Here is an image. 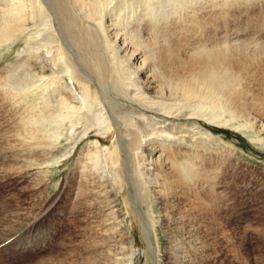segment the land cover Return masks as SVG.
<instances>
[{
    "label": "bare ground",
    "instance_id": "bare-ground-1",
    "mask_svg": "<svg viewBox=\"0 0 264 264\" xmlns=\"http://www.w3.org/2000/svg\"><path fill=\"white\" fill-rule=\"evenodd\" d=\"M36 1L42 6L40 0ZM69 1L67 3H69ZM74 1H81L84 5L89 4L88 0V2L84 0ZM229 1L230 0H193L191 1L192 8L190 7L191 12L189 20L197 22V16L200 15L199 12L203 11H210L212 15L214 14L215 16L222 12V9L227 7ZM14 2H12L14 7L9 8L8 6L10 10L6 9L7 11H5V9L3 10V8L0 7V49L13 44L19 37L26 35L28 37V48L30 51L31 49L35 50L37 47L34 46L35 43L33 41L37 38V32L35 31V33L33 31V26L35 25L34 16L24 11L26 10L24 6H28L26 2V5L21 4L24 5V10L21 6H15L16 2L15 5ZM59 3V14L56 13V15L60 17V20L57 18L59 20L58 25L61 28V37L64 40H60L58 44L56 43V47L54 45L57 52H59L58 56H64L66 53L69 54V51L67 52L66 50L67 47L73 48L74 50L71 49L72 52L78 55L80 54V50L84 53V56H89V59L93 61L98 69V78H96V71L94 79H98L104 84V76L107 72L109 73V71L111 72L110 76L112 79L115 77L117 79V77H119V70H122V66L115 67L113 60L112 62L107 61L98 54V33L101 31L98 25L103 27V23L100 22V24L97 23V25L94 26L95 23L90 25L91 23L85 24L83 22L85 25L80 24L79 31L76 32L74 26L78 24L76 23L79 19L78 14H73L69 11L71 7L69 9L68 7L66 8V2L64 0H59ZM17 4H20L19 0ZM225 14L226 12L221 16ZM181 22L182 21L179 23ZM114 24L109 25V28L105 27L106 34H109L110 31L112 32L111 35L114 38L113 42L118 44L121 52L124 53L123 55L129 60L128 63L134 68V76L124 77L121 75L122 84H118V90L114 89V87L112 89V94L121 92L125 100L118 101L116 98L118 95H113L116 99L114 98L115 102L111 99L113 103H111L112 107L110 106L111 104L106 105V101H102V110H100L102 114L100 112V115L99 113L98 115L101 116V123H103V126L101 123L100 125L98 124V135L100 136H98V140H95V142L98 143V158H101L102 155L105 156V160L103 161L104 164L98 161V168L95 165V168L92 166L93 170L90 168L86 173L87 175L82 177L83 186L85 187L84 194L86 195L89 206L88 213H91L93 215L91 217H96L98 220V246H94V249L88 250V255L93 258V262L91 260H86L84 256L77 251H73V255L68 256L67 253L64 252V237L62 240L59 239L60 243L54 246L53 251H48V254L53 252L56 253L44 259H39V263L131 264L132 261H134L133 243L129 237V230L125 224V219L122 215L121 206L118 203L117 197L119 193L127 194L128 191V198L127 200L125 199L126 204L129 203L131 207L134 208L140 222L142 233L147 240L148 249L151 252H155V247L158 246L157 239L159 237V229L157 228V224H162V222H164L165 233L168 237V244L170 245V261L172 264H227L228 260H231L232 264H247L246 262L249 260V256L243 255V252H238L239 248L238 250L235 248L233 250L231 249L232 254H228L227 257L223 254V250L218 249L220 243L223 244V242L225 243L226 240L228 241L229 238H231L226 231V223H223V220L229 221L232 217L231 211L229 212V208L226 207L229 203H224L223 201L226 200V194H228L227 186L225 187L222 185V183H226L224 180L228 179L227 174L220 171L222 170L220 166L214 165L213 162H215L216 159L214 160L213 156L209 153L205 151L197 153L195 152L197 149L193 151L190 150L192 153L187 150L183 151L181 147H173L174 145L168 142L163 143L165 140L156 143L158 142L156 138H153L152 141L148 143L149 146L146 148L148 155L144 156V154H140V152L138 155V150L143 145L142 143L146 139V136L156 134L158 131L157 129L166 128H164L165 126H160L159 128L157 125L153 126L155 122H165V119L157 120V118L153 121L154 116L152 120H148L146 123L144 118L149 119L150 117L145 114L144 110L139 109V106L135 108V102L139 100L141 103L142 101V104L147 108L150 107L162 113L172 115L174 118L172 122L174 124L176 123L174 120H177L180 125L192 124L191 126L197 128L198 132L205 135H210L211 132L204 127L202 128L197 121L190 119V116H194V114L199 115L198 117L202 116L206 118V114H204L202 110L200 112L197 110V107V109L193 107L194 105H192V103L196 101H209L214 105L221 104L220 102L224 101L225 104L236 113L247 116L253 114L255 120L260 122V117H264V54H262L264 50L261 53L260 44L257 46L259 50L257 47L256 49H252V47L247 48L242 47L240 44H227V42H225L226 44L218 45L215 44L217 41L215 43L211 41L214 36L210 35L211 39L208 40V43H210V41L211 43L213 42V46L208 47L207 45L185 54L181 51L179 46L175 47L173 43L171 45L170 43H165V40H163V43L161 39L160 42L155 40L154 37V39L150 38L152 34L150 36L147 35L149 38L145 39V41H147L146 44L135 42L133 39H129L127 34L122 33L121 29H117ZM221 24L223 25V22ZM111 27H113V29H110ZM212 27H214V25ZM146 28L148 31L149 25ZM215 28L217 29L218 27ZM105 29L103 28V30ZM214 30L215 29H213V31ZM210 31L211 29L209 32ZM216 35L218 36L217 33ZM221 35L223 36V34ZM221 35H219V37ZM201 36L202 34L200 33L199 41L202 39L200 38ZM226 36H228L227 32ZM203 37L205 36L203 35ZM229 37L230 36H228V38ZM218 39H221V37ZM201 41L205 40L203 39ZM237 41H240V39ZM244 42L246 43V41ZM257 44H255V46ZM244 45L245 44H243V46ZM40 48L38 50H40ZM49 48L46 46L48 51L50 50ZM263 48L264 47H262V49ZM29 53L30 52H28L27 55ZM29 57V59L24 58L26 61L23 66H25V72L27 74L25 73V76L21 79L14 77L18 71V67L22 65L21 61L11 65L8 71H0V109L6 112L2 114V117L7 119V122L10 123L8 127H13L14 131L10 135L6 134L5 140L10 142L13 141V143L11 142L12 144L10 143L9 146H4L2 149L0 148V157H3L5 160L14 159V164L17 165L23 162V164L19 165V168H23L20 172H23L24 176L33 177V175H39L35 178L32 187L40 191L37 196L39 198H36L34 195L36 198H34L35 201L38 200L43 204L48 200L46 198L49 193L48 183L50 176L48 172L44 173L43 171V173H34L31 168L37 165L40 166L39 164H43L46 161H51L48 160L50 158L48 155H52L54 146L58 142L55 143L54 137L46 131V128H42L44 127L43 123H45L43 118L45 115L47 116L48 113H51V101L49 100L47 89L54 84L65 85V82H63L61 76L56 75L57 73L55 71L52 70L53 72L49 71L50 73H47L46 71H48L49 68L44 62L35 57L32 59V55ZM52 58L56 59L53 56ZM59 58L63 59V57ZM67 58L68 55L64 56V59L67 60ZM45 59H47V56ZM82 61L83 60H81V62ZM71 62L68 63L71 64ZM87 62H90V60ZM123 66L125 65L123 64ZM81 71L83 70H80L78 73L77 70H75V75L70 76V79H72L71 82L74 81L73 86H68L71 90H74L73 87L78 90L80 88L82 89L86 87L85 83H89L87 80L88 76L83 82L87 81L82 83L84 76L83 78L79 76ZM79 77L81 79H79ZM111 77H108L109 79L106 80L109 84H111ZM112 79L111 82H114ZM81 85L83 86L81 87ZM108 87H111V85ZM97 90L98 97H100V88ZM108 92H110V90ZM102 97L104 98L103 95ZM106 99L108 100V97ZM126 99L127 101L128 99L131 101L126 102ZM110 101H108V104ZM208 106L204 107L207 108ZM70 107L71 109L69 110L74 112L76 106L72 104ZM210 107H212V105ZM210 107H208V109H210ZM98 108H100V106ZM211 111L213 112V109ZM219 112L218 110V113ZM219 114L221 115V113ZM66 115H71L70 113L68 114V110ZM66 115L64 114V116ZM58 117L60 118V116ZM206 119L207 121L212 120L211 118ZM61 122L64 123V121ZM148 122L154 123L150 126ZM58 124H60V122ZM70 132L73 134L72 129ZM258 132L264 134L263 124L258 127ZM57 136H59V134ZM110 141L111 143H109ZM94 146L96 147V145ZM190 158V161L193 162L189 161ZM194 158H196V160H194ZM222 180L224 182H222ZM62 189L63 188H61V191ZM118 190H121V192ZM223 192L225 197L224 194L222 195ZM129 196H131V198ZM35 203L36 202H33L34 205ZM41 206L43 207L44 204ZM206 207L214 209V213L218 211L215 215L218 214V217L222 219V223L219 222L220 220L217 221L218 219L216 220L214 218L215 216L212 218L217 221L215 223H212L213 220H210L208 215V221L202 218L204 214H202V217L200 216L201 210ZM157 212L162 215L159 219L156 216ZM205 212L207 211L205 210ZM208 212H211L210 215L212 214V210H208ZM38 213L39 212H34L31 214V211L20 213L19 215L24 214L22 220H19V217L15 219L12 217L8 220L9 216H5L7 219L6 222L0 220V243L5 240H9L10 242H8L9 245L6 246L4 250L19 249L18 251L22 254L29 252V250H35V253H42L49 248V243L57 241L58 238L54 239L55 237L53 234L47 239H43L46 234L41 235L40 238H42V240L37 239V235L29 234L34 230L29 222L36 218ZM61 213H63L62 216L66 214L63 210ZM202 213H204V210ZM27 225V233L18 235L17 232L25 226L27 227ZM210 239H216L217 241L214 242V248L211 247L208 249L206 242ZM229 241H232V239ZM232 242L237 243L234 240ZM226 243L228 245L229 242Z\"/></svg>",
    "mask_w": 264,
    "mask_h": 264
},
{
    "label": "rangeland",
    "instance_id": "rangeland-1",
    "mask_svg": "<svg viewBox=\"0 0 264 264\" xmlns=\"http://www.w3.org/2000/svg\"><path fill=\"white\" fill-rule=\"evenodd\" d=\"M14 1L16 2V5ZM40 1L42 6H40L39 2L36 0H19L20 4H17L18 0H0V7L3 8V10L5 9V11L10 10L9 8L11 7H14L12 2H14L15 6H21L22 9L23 6L27 4L29 7L24 6L26 10H23L34 16L35 25L33 26V31L37 32V38L33 41L35 43L34 46L37 47L35 50L31 49L30 51L28 48V37L26 35L19 37L15 42H13V44L0 49V71H8L11 65L21 61L22 65L18 67V71L16 72V75H14V77L21 79L26 73L25 66H23L24 62L26 61L25 59H29V56L32 55V59L35 57L46 64V66L49 68V70L46 71L47 73L55 71L57 73H55L56 75H59L63 78L62 80L65 82V85L54 84L47 89L48 96L50 98L49 100L51 101V113L49 114L46 112L48 114L43 118L45 123H43L44 127H42L43 129L46 128V131H48V133L54 137L55 143L58 142L59 144H55L53 149L54 151L52 152L53 156L51 154V156L48 155L51 158L48 160L51 161H46L48 163L44 162V165L41 163L39 164L40 166L37 165L31 168L32 172L34 173L38 174V172H48L50 176L48 183L49 193L47 195L48 197L46 198L48 200L43 203V207L41 206L43 205L42 202H39L38 200V202L35 201L36 198H39L37 197L40 192L39 189L32 187L35 178L39 175H33V177L24 176L23 172H20L23 168H19V165L23 164V162H20L17 165L14 164V159L5 160L3 157H0V220L6 222L7 219L5 216H9L8 220H10L12 217L14 219L19 217V220H22L24 218V214L19 215L20 213H25L27 211H31V214L34 212H39L37 217L29 222L32 229L34 228V230L29 234L37 235V239L39 240H42L40 236L44 234H46V236L43 239L51 237L52 234L55 237L54 239H58L57 241L49 243L50 249L48 248L47 250H44L45 252L35 253V250H29V252L23 254L18 251L19 249H10L8 251L4 250V248L10 243L9 240H5L0 243V264H40L39 259H44L49 255L56 253L53 252L48 254V251H53L54 246L59 244L60 240H62L64 237V252L67 253L68 256H72L73 251H77L81 253L86 260H91L93 262V258L88 255V250H92L94 249V246H98V220L96 217H91L93 216L91 213H88L89 206L86 195L84 194L85 187L83 186L82 177L87 175V171H89L92 166L95 165L98 168V161L104 164L103 161L105 160V156L100 155L101 158H98V143L95 142V140H98V136H100L98 135V124L100 125L102 122L101 116H99L101 112L100 110H102V101L104 100L107 103L106 105H110L112 103L111 99H113L114 102L116 98L118 101L125 100L121 92L112 94V89L113 87L114 89H117L118 84H122V78L120 77L121 75L124 77L134 76V68L128 63L129 60L125 55H123L124 53L121 52L118 44L113 42L114 38L111 35L112 32L110 31L109 34H106L105 27L109 28V25L115 23L114 25L116 28L121 29L122 33L127 34L129 39L131 38L135 42L143 44L147 43L145 39L149 38V36L152 34V37L150 38H155V40L158 41L161 39L162 42L165 40V43H170L171 45L173 43L175 47L179 46L181 51L185 54L187 52L194 51V49L196 50L203 48L207 45L208 47H211L216 41L217 42L215 44L218 45L226 44L225 42H227V44H240L242 47H252V49H256V47L260 44V50L262 53L264 50V48L262 49V47H264V0H230L227 7L222 9V12L215 16L214 14L212 15L210 11L199 12L200 15L197 16V22H194V20H189L192 8L191 1L193 0H88L89 2L84 0L89 3L85 4L86 6L82 4L81 1L77 2L74 0H68L69 3H67L68 1L64 0L67 3H65V7H68V9L71 7L69 11H71L73 14H78L79 16V22L77 20L76 23L78 24L74 26L76 32L79 31L80 24L85 25L86 23H91L90 25H93L95 23L94 26H96L97 23H103V27L98 25L101 28V31L98 33V54L107 61L112 62L113 60L115 67L122 66V70H119V77H117V79L116 77L112 79L110 76L111 72H107V75L105 74L104 76V84H102L100 80L94 79L96 74V78H98V69L93 61L89 59V56H84L82 51L79 50L80 57L77 53L72 52V50H74L73 48L67 47L66 50L67 52L69 51V54H67L66 51L65 53L68 55L67 60H69L67 61L64 59V56H67L66 54L64 56H58L59 52H57L55 44H58L60 40H64L61 37L62 31L58 25L60 17L59 15H56V13L59 14L60 3L59 0ZM224 12H226V14L221 16ZM57 18H59V20ZM180 21L182 22L179 23ZM222 22L223 25L221 24ZM148 25L150 29L148 28L147 31L146 27H148ZM213 25L214 27H212ZM215 27L218 28L216 29ZM103 28L105 30H103ZM110 29H113V27ZM210 29L211 31L209 32ZM213 29H215L217 32L215 30L213 31ZM225 30L228 36H232L231 38L226 36ZM199 31L202 34L200 37L202 39H200V41L203 39L205 41H199ZM215 32L218 34V36ZM224 33L226 37L224 36ZM221 34H223V36ZM147 35L149 36L147 37ZM203 35L205 37H203ZM210 35L215 37H212L211 40L214 43H211V41L208 43V40L211 39ZM219 35H221V39L225 40L223 41L218 39L220 38ZM236 39H240L241 42L237 41ZM244 41H246V43ZM243 44L245 45L243 46ZM255 44L257 45L255 46ZM45 45L47 48L50 47L49 51L46 49ZM39 48L40 50H38ZM26 49L28 52H30L28 55ZM257 49L259 50L258 47ZM46 56L47 59H45ZM52 56L56 59L52 58ZM59 57H63V59ZM81 60L83 61L81 62ZM89 60L90 62H87ZM68 62H71V64ZM123 64L125 66H123ZM75 70H77L78 73L80 70H83L81 71V74L83 73L84 75L79 74L80 77L82 76L81 78L84 76L82 83H85L87 80L89 82L85 83L86 87L82 89L80 88L79 90L75 87H73L74 90H71L68 87L70 85H74V81L71 82L72 79H70V76L75 75ZM107 76L111 77V84L106 81L109 79ZM80 77L79 79H81ZM86 77L88 79L83 82ZM111 79L114 82H111ZM110 85L111 87H108ZM82 86L83 85H81V87ZM98 88H100V97H98ZM109 90L111 94L108 92ZM113 95H118V97L115 98ZM106 96L108 97V100L106 99ZM108 101H110L109 104ZM128 101L131 100L128 99ZM128 101L126 99V102ZM223 102L224 101H221V104L218 105L211 104L209 101H196L192 103L194 108L197 107V110L200 112L202 110V112L206 114V118L212 119L207 121L206 118L202 116L198 117L199 115L196 114H194V116H190L191 120L197 121L202 126V128L204 127L211 132L210 135L208 134V136L198 132L197 128L191 126L192 124H184L185 126L182 124L180 125L177 120H174V122L176 121L174 124L172 122V119H174L172 115H169L168 113H162L161 111L150 108L149 106V108H147L142 104V101L140 103V101L137 100V102H135V108L136 106H139L138 108L144 110L145 114L150 117L149 119L144 118L146 123L148 120L150 121L153 118V121L156 120V118L157 120L165 119V122H148L150 123L148 125L152 126V123H154L153 126L157 125L158 128L160 126H165L164 128H166L157 129L158 133L156 132V134H150L146 136V139L142 143L143 145L138 150V155L139 152L140 154L143 153L144 156L148 155L146 148L149 146L148 143L152 141L153 138H156L158 141L156 143H159V141L163 142L165 140L163 143L168 142L169 144L174 145L173 147H181L183 151H193L197 149L195 151L197 153L205 151L212 155L214 160L216 159L215 162H213L214 165L220 166L222 168L220 171L225 172L228 177L227 180H224L226 183H222V185L225 187L227 186V198H225L226 200H222L224 203H229V207L228 205L226 207L229 208V212L231 211L230 213H232V217L229 219V221L223 220V223H226V231L231 237L229 240L232 239V241L234 240L237 242L233 243L232 241L226 240L225 243L223 242V244L220 243L218 245V249L223 250V254L227 257L228 254H232V250L234 248L237 250L239 248L238 252H243V255L245 254V256H249V260L246 258L247 264H263L264 240L258 239L253 234V232L246 230L245 226L249 223L253 225L264 224V134L258 132V127H260L261 124L264 125V117L259 116L261 121H256L253 117V114L249 116L238 114L230 109V107L226 105L225 102ZM72 104L76 106L74 112L69 110L71 109L70 106ZM112 104L110 105L111 107ZM211 105L212 107H210ZM99 106L100 108H98ZM204 106H208L210 109ZM212 109L213 112H216L217 114H214L211 111ZM67 110L68 114L70 113L71 115H66ZM218 110L220 111L219 113H221V115L218 113ZM3 111V109H0L1 149L4 148V146H9L11 142L13 143V141H6L5 136L6 134L10 135L12 132H14L13 127H8L10 126V123L7 122V119L2 117V114L6 113ZM64 114L66 116H64ZM58 116H60V118ZM64 117L68 120H66ZM61 121H64V123ZM59 122L60 124H58ZM86 123L88 127L86 126ZM101 124L103 126V123ZM71 129L73 134L70 132ZM56 134H59V136L61 135L60 138ZM109 143H111V141ZM94 145H96V147ZM190 160L191 158L189 161ZM194 160H196V158H194ZM95 166L93 168H95ZM97 168L96 170L98 172ZM224 181L222 180V182ZM61 188H63L62 191ZM118 191L121 192V190ZM223 194L224 192L222 195ZM128 195L129 192L127 191V194L119 193L117 197L118 203L121 206L122 215L125 219V224L129 230V237L133 243L132 249L134 251V261H132L131 264H172L170 261V245L168 244V237L165 233L164 222H162V224H157V228L159 229V237L157 239L158 241L156 240L158 246L155 247V252H151L148 249L147 240L142 233L140 222L134 208H132L129 203L126 204L125 199L127 200ZM129 197L131 198V196ZM33 202H36L35 205ZM206 208H203L204 213H202L203 210H201L202 212L200 211L201 217L202 214H204L202 218L207 219L210 217L209 219L213 220L212 223H215L219 220V222L222 221V219L218 217V214L215 215L218 211L214 213V209ZM62 210L65 211V216H62ZM205 210L207 212H205ZM208 210H212L211 215V212L209 213ZM156 216L159 219L162 215L161 213L157 212ZM213 216H215L214 218L218 220L216 221L215 219H212ZM27 228L28 225L27 227L25 226L20 231H18L17 234L20 235L27 233ZM212 240L213 239H210L206 242L208 249L215 247L214 242L217 240ZM226 242H229L228 245ZM227 264H232V261L228 260Z\"/></svg>",
    "mask_w": 264,
    "mask_h": 264
},
{
    "label": "clouds",
    "instance_id": "clouds-1",
    "mask_svg": "<svg viewBox=\"0 0 264 264\" xmlns=\"http://www.w3.org/2000/svg\"><path fill=\"white\" fill-rule=\"evenodd\" d=\"M246 230L253 232V234L260 240H264V224L253 225L251 223L245 226Z\"/></svg>",
    "mask_w": 264,
    "mask_h": 264
}]
</instances>
